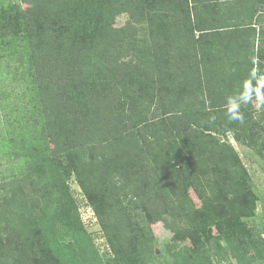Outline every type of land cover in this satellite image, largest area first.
Segmentation results:
<instances>
[{
	"label": "trees",
	"instance_id": "trees-1",
	"mask_svg": "<svg viewBox=\"0 0 264 264\" xmlns=\"http://www.w3.org/2000/svg\"><path fill=\"white\" fill-rule=\"evenodd\" d=\"M19 2L30 15L0 1V60L25 85L27 105L16 114L31 126L25 133L11 115L6 123L31 141L28 174L0 184V264H76L49 239L60 225L77 249L91 243L62 181L71 175L115 264H152L150 226L159 222L190 242L177 253L185 262L197 264L221 241L236 259H262L264 237L245 221L260 199L227 135L263 154L264 120L255 122L250 105L243 125L229 123L224 105L255 62L264 70V0ZM41 158L58 168L52 186L61 203L51 217L44 197L24 185L33 186Z\"/></svg>",
	"mask_w": 264,
	"mask_h": 264
},
{
	"label": "rangeland",
	"instance_id": "rangeland-1",
	"mask_svg": "<svg viewBox=\"0 0 264 264\" xmlns=\"http://www.w3.org/2000/svg\"><path fill=\"white\" fill-rule=\"evenodd\" d=\"M1 1V0H0ZM6 5L16 4L18 9H21V13L24 16L30 15L29 7L20 4L19 0H2ZM127 20V15H121L116 18L114 27H122ZM3 18L0 17V22ZM137 36L142 40L148 36L147 28L144 25H137ZM4 55V54H2ZM1 58V54H0ZM5 56L0 60V184L3 181H9L12 177V172L17 175L28 174V156L25 155V151L29 146L31 137L23 135L29 130L30 126H23L22 112L16 114L20 110H23L27 101V93L25 85L22 82H18L6 74L7 68L4 66L6 62ZM13 95V96H12ZM3 104H7L8 108L4 111ZM27 105V104H26ZM253 118L259 125L264 120V110H258L252 105ZM12 108L15 109V113H12ZM11 115V123L17 125L23 129L21 134L18 133V128H10L6 121L7 116ZM16 115H20L19 118L14 119ZM146 118H151L152 114H146ZM12 120H16L14 123ZM31 124V122H30ZM12 131V133H11ZM263 135V133H262ZM261 135V136H262ZM229 143L232 144L240 161L244 165L246 172L250 177V190L249 193L257 196L260 200L256 202L255 215L249 220H245L249 225H254L264 237V153L260 154L258 148L256 150L238 147V145L232 140L231 135H227ZM14 141V143H12ZM260 146L264 148V140L260 143ZM19 151L23 155L21 159H14L12 152ZM29 160V159H28ZM34 161V159H33ZM35 164L42 165V168L34 169L31 171V177L33 186H29L28 182H24L25 190L28 195H33L34 191L38 192V196H43L42 203L47 204L46 211L42 212L45 217H51L52 211L61 203L60 194L53 190V177L57 173V165L51 163L49 158H43L37 160ZM62 179V176H60ZM64 186L68 189V194L77 207V213L83 229L86 231L88 238L90 239V245L87 248L77 249L69 237L63 235L64 230L60 225L53 228L51 232L50 242L59 246L62 250L66 248L63 257L66 259H72L76 264H115L112 259V254L109 252L106 241L100 230L97 220L92 213L91 208L86 204L84 195L77 185L73 175L69 177H63ZM180 181L184 189L187 191L189 198L194 202L196 208H199L202 204L198 198L197 192H195L189 184L184 183L183 177H180ZM73 220V219H71ZM242 221V220H241ZM178 225L183 227L186 223L176 219ZM153 236V262L152 264H192L194 261L185 262L177 254L185 249L191 247L190 242H180L174 240L172 233L168 230L163 222H159L150 226ZM212 234L215 235V229L212 228ZM73 245V246H72ZM236 252L241 253L240 246H235ZM197 264H264L263 258H256V256L241 255L236 259L234 255H230L227 250L226 243L221 241L220 245L209 248L203 254L201 261Z\"/></svg>",
	"mask_w": 264,
	"mask_h": 264
},
{
	"label": "clouds",
	"instance_id": "clouds-1",
	"mask_svg": "<svg viewBox=\"0 0 264 264\" xmlns=\"http://www.w3.org/2000/svg\"><path fill=\"white\" fill-rule=\"evenodd\" d=\"M250 105L264 110V70L261 69L260 62L253 64L247 77L226 97L224 110L229 123L243 125L246 120L242 109ZM215 119V116L210 117V122H215Z\"/></svg>",
	"mask_w": 264,
	"mask_h": 264
},
{
	"label": "crops",
	"instance_id": "crops-1",
	"mask_svg": "<svg viewBox=\"0 0 264 264\" xmlns=\"http://www.w3.org/2000/svg\"><path fill=\"white\" fill-rule=\"evenodd\" d=\"M263 17H264V15H263Z\"/></svg>",
	"mask_w": 264,
	"mask_h": 264
}]
</instances>
